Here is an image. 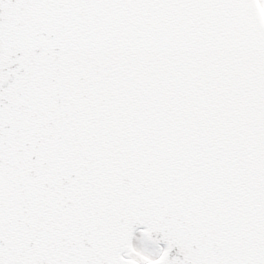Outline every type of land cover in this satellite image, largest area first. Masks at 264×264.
Here are the masks:
<instances>
[{"label": "snow or ice", "instance_id": "6c2138e0", "mask_svg": "<svg viewBox=\"0 0 264 264\" xmlns=\"http://www.w3.org/2000/svg\"><path fill=\"white\" fill-rule=\"evenodd\" d=\"M0 264H264V0H0Z\"/></svg>", "mask_w": 264, "mask_h": 264}]
</instances>
